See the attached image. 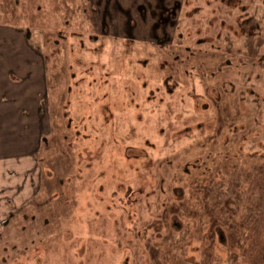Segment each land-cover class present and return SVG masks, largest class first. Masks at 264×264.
Wrapping results in <instances>:
<instances>
[{"label":"rangeland","instance_id":"rangeland-1","mask_svg":"<svg viewBox=\"0 0 264 264\" xmlns=\"http://www.w3.org/2000/svg\"><path fill=\"white\" fill-rule=\"evenodd\" d=\"M0 69V264H264V0H0Z\"/></svg>","mask_w":264,"mask_h":264},{"label":"crops","instance_id":"crops-1","mask_svg":"<svg viewBox=\"0 0 264 264\" xmlns=\"http://www.w3.org/2000/svg\"><path fill=\"white\" fill-rule=\"evenodd\" d=\"M18 72H20V70ZM11 74L13 75L11 70L1 71L0 69V138L5 132H15L18 130V117H22V120H25L29 111L30 113L35 112L38 115L40 114V117H42V109H40L39 101L37 100V95L41 92L33 87L31 73H29L28 84L25 80L26 74L19 76L22 80L21 82L16 84L10 83L8 75ZM32 89H34V92ZM40 117H38L39 121L41 120ZM5 121L8 122V124H6ZM22 126H24V124ZM37 130L36 126H34L33 132L29 130L31 131L29 137L24 136V138H18L12 142L0 143V150L5 151L7 155H13V150L19 147L22 150V153L18 151L19 155L27 154L30 156L31 153L36 151L40 146V130ZM12 158L13 157H10L9 159ZM0 187L3 188L2 185Z\"/></svg>","mask_w":264,"mask_h":264}]
</instances>
